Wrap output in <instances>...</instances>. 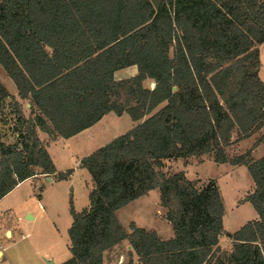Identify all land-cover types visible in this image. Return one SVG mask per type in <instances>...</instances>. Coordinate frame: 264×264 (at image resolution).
<instances>
[{
	"label": "trees",
	"instance_id": "16d2710c",
	"mask_svg": "<svg viewBox=\"0 0 264 264\" xmlns=\"http://www.w3.org/2000/svg\"><path fill=\"white\" fill-rule=\"evenodd\" d=\"M263 44L264 0H0V67L30 104L26 116L0 80V125L5 107L17 123V142L0 143V201L29 179L72 175L57 173L39 131L70 139L126 113L139 124L81 160L90 205L77 212L70 199L63 264H104L124 241L138 264H264V157L227 153L234 134L242 142L264 127ZM130 67L137 74L117 82ZM205 155L247 167L254 183L245 201L258 219L228 235L232 252L220 247L226 209L216 183L199 189L163 171L166 160ZM155 189L170 240L135 223L129 232L117 216Z\"/></svg>",
	"mask_w": 264,
	"mask_h": 264
},
{
	"label": "rangeland",
	"instance_id": "374dc122",
	"mask_svg": "<svg viewBox=\"0 0 264 264\" xmlns=\"http://www.w3.org/2000/svg\"><path fill=\"white\" fill-rule=\"evenodd\" d=\"M259 49L262 63L260 77L264 82V44L259 46ZM136 74V67H131L127 71H119L115 80L120 82ZM0 80L9 92L17 93L15 83L2 67ZM144 86L153 89L155 84L154 81L147 80ZM117 92L120 101L129 99L120 90L117 89ZM163 106L158 107L153 114ZM22 108L26 116H29L27 102L22 101ZM13 113L12 108L3 109L2 116L8 123L2 124L0 130L2 135L13 137L15 140L13 142L16 143L17 123ZM113 115L116 122H119L118 116L115 113ZM118 125L114 126L118 128ZM103 134L101 131L100 139L104 141L109 136L104 138ZM105 134H108V131H105ZM233 141L231 147L227 149L229 158L246 156L250 160H258L264 157V127L253 132L242 142H238L237 135L234 134ZM76 144L69 142V149H65L61 144L51 147L59 170L66 172L76 170L69 184H58L55 180L48 182L47 178L43 177L36 178L24 183L20 189L0 202V238L5 249L3 264H63L70 259L71 253L68 249L70 245L68 230L72 224L70 199H73L76 211L82 212L90 205L89 191L92 190L89 188L90 174L86 170L83 172L78 170L76 162L95 152L99 146L97 143L86 146L80 144V147ZM164 163L163 171L167 178L183 174L199 189L216 183L226 209L224 216L226 235L221 238L220 247L224 251L232 252L233 242L228 235L237 232L248 222L258 219L253 206L245 201V198L254 191V183L247 167L218 164L209 155L169 159ZM56 177L53 176L55 179ZM149 193L118 212L121 225L131 232L130 224L135 223L150 232L158 230L161 239L173 237L174 232L168 220L169 210L161 206L159 190ZM40 195L43 199H40ZM10 208L13 209L12 213L6 214ZM10 230L13 231V237L7 233ZM123 251L127 252L125 246ZM112 258L113 252L107 256L108 264H112ZM129 263L138 264V258L126 254L123 264Z\"/></svg>",
	"mask_w": 264,
	"mask_h": 264
},
{
	"label": "crops",
	"instance_id": "0c3cea01",
	"mask_svg": "<svg viewBox=\"0 0 264 264\" xmlns=\"http://www.w3.org/2000/svg\"><path fill=\"white\" fill-rule=\"evenodd\" d=\"M127 70H128V68L127 69H124L123 71H127ZM136 71H137V68H136ZM11 95L14 96V97H16V99L22 104V101H21V99L18 96V90H17V93L16 94L15 93H11ZM27 107L30 108V104L27 103ZM113 114H114V112H111V113L107 114L100 122H98L97 124H95L93 127H91L89 129L81 132L80 134H78V135H76V136H74V137H72L70 139H64L62 137H59V138H57V140H51L48 134L39 131V137L41 138L42 142L45 144V146H46V148H47V150H48V152H49V154H50V156H51V158H52V160H53V162L55 164V167L57 169V173H62V172H66V171H61V170L58 169V167L56 165V161L54 160L53 155L51 153V147L53 145L61 144L62 147H64L65 149L66 148L69 149V142H75V143H77L76 144L77 146H79L80 144L81 145L82 144H85V146H86V145H90L92 143H97L99 145L98 146V149H100V148L104 147L105 145H107L108 143H110L111 141H113L114 139H116V138L120 137L121 135L127 133L128 131L132 130L134 127H136L139 124V122L132 121L131 118H130V116L128 114H126V113L123 114L122 116H118L116 114L118 116V120L120 119L119 122H116L117 120L115 119V117H113L114 116ZM116 124L117 125L119 124L118 125V128L116 126H114ZM0 128H1V125H0ZM101 131L104 133L103 135H105L104 138H106V137L109 136L104 141L100 139L101 138L100 137V132ZM105 131H108V134H105ZM0 133H1V130H0ZM13 140H14L13 137H9V136H6V135L5 136L2 135L1 136V139H0V143L5 144L6 146H10V145H14L15 144V142H13ZM76 163L78 165L77 169L80 170L81 172H83V170H85V169H82L81 166H80L81 165V160H78V162H76ZM75 173H76V170H74L73 175H71L68 178V180L58 181L57 183L58 184H69L70 181H71V179H72V176H74ZM36 178H41V176L35 177V178H32V179H29V180H27V181L19 184L5 198H8L14 192H16L18 189H20L24 183H26V182H28L30 180L36 179ZM47 181L48 182H53L52 179L50 181L48 178H47ZM89 188H92V179H91V184H89ZM155 190H158V189H155ZM155 190H152V191H155ZM152 191H150V192H152ZM159 193H160V191H159ZM89 194H90V191H89ZM39 197H40V199H43L42 198L43 196L40 195ZM5 198H3L2 200H4ZM139 199H137V200H139ZM137 200H135V201H137ZM88 207H89V205H88ZM12 211H13V209L10 208V209L7 210L6 214H10V213H12ZM118 212H117V216H118ZM72 222H73V219H72ZM139 228H141V227H139ZM142 229H144V228H142ZM145 230H147V229H145ZM156 232L158 233V235L160 234V232L158 230ZM7 233H10L12 235V237H13V231L10 230V231H7ZM68 237H69V235H68ZM173 237L170 236L169 238L162 239V240H170ZM1 239L2 238H0V264H3L4 263V260H5L4 259V250L5 249L2 246V240ZM69 244H70V240H69ZM124 246H125V249H126L127 252L123 251V247ZM68 249H69V247H68ZM111 252H113V258H112V261L113 262H112V264H123L124 263V260H125V257H126V254H130V252H132V247H131V245H130V243L128 241H124V242L120 243L119 245L115 246L113 249H111V250H109V251H107L105 253V256H104V264H108L107 263L108 262L107 256Z\"/></svg>",
	"mask_w": 264,
	"mask_h": 264
},
{
	"label": "water",
	"instance_id": "95a60500",
	"mask_svg": "<svg viewBox=\"0 0 264 264\" xmlns=\"http://www.w3.org/2000/svg\"><path fill=\"white\" fill-rule=\"evenodd\" d=\"M51 181V178H48Z\"/></svg>",
	"mask_w": 264,
	"mask_h": 264
}]
</instances>
